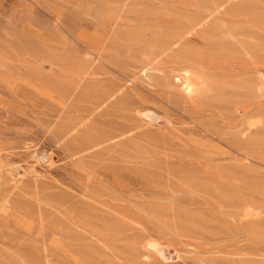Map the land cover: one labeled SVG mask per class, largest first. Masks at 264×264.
Wrapping results in <instances>:
<instances>
[{"label": "rangeland", "instance_id": "obj_1", "mask_svg": "<svg viewBox=\"0 0 264 264\" xmlns=\"http://www.w3.org/2000/svg\"><path fill=\"white\" fill-rule=\"evenodd\" d=\"M0 264H264V0H0Z\"/></svg>", "mask_w": 264, "mask_h": 264}, {"label": "bare ground", "instance_id": "obj_2", "mask_svg": "<svg viewBox=\"0 0 264 264\" xmlns=\"http://www.w3.org/2000/svg\"><path fill=\"white\" fill-rule=\"evenodd\" d=\"M187 90L191 89L190 85H186Z\"/></svg>", "mask_w": 264, "mask_h": 264}]
</instances>
